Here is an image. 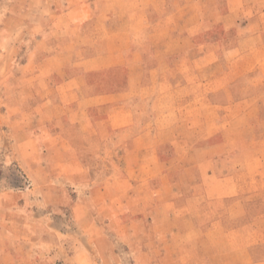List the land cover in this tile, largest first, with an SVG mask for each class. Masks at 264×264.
Masks as SVG:
<instances>
[{
  "label": "rangeland",
  "instance_id": "374dc122",
  "mask_svg": "<svg viewBox=\"0 0 264 264\" xmlns=\"http://www.w3.org/2000/svg\"><path fill=\"white\" fill-rule=\"evenodd\" d=\"M0 264H264V0H0Z\"/></svg>",
  "mask_w": 264,
  "mask_h": 264
},
{
  "label": "crops",
  "instance_id": "0c3cea01",
  "mask_svg": "<svg viewBox=\"0 0 264 264\" xmlns=\"http://www.w3.org/2000/svg\"><path fill=\"white\" fill-rule=\"evenodd\" d=\"M110 0H105L106 3H108ZM103 3V1H102ZM69 10H71L72 8H69ZM98 9V8H97ZM73 11H75V13H77L78 15H85V14H91L92 12V6L88 5L86 2L82 3L80 5V7L77 9H73ZM118 9L115 11L117 12ZM94 12V11H93ZM71 13V12H70ZM96 14H100V15H104L106 13H114V12H110L109 10H97L95 11ZM94 13V14H95ZM119 13V12H117ZM72 15L74 13H71ZM132 21H134V19H132ZM104 24H106L105 22H102ZM119 28V27H117ZM105 29H109L106 25H105ZM85 47L87 45H84ZM89 47H92L91 44H89V46H87V48ZM90 49V48H89ZM54 50L56 49H52V52L50 53L52 56H53V52ZM57 51V50H56ZM58 52V51H57ZM66 51H61L60 53H57L54 57L56 56H62V55H65ZM99 56V55H97ZM97 56H91V57H85V56H82L80 59H78V61H76L77 63H73V62H69V63H66L65 67H64V70L65 69H73L72 67H81L82 65L84 64H88V63H91L93 62ZM100 58V57H99ZM55 60L52 58H46L44 59L43 63H39L40 65H46L48 64L49 62L52 63V61ZM40 65H36L37 67H39ZM66 73V72H64ZM102 70H96L94 68H88L86 70V72L84 71H80V72H76V73H73L72 75H70L69 73H67L68 76H64L62 78H60L59 76V81H56L55 82V77L53 78H50L49 76H44L42 73L40 76H38L35 80H30L32 81V85H28V88H32L35 90L36 86H41V84L43 83H46L48 81V85L46 86V89H50L52 94L54 93L55 95H62V96H67L69 94H74V93H77L78 91H80L82 88H86L88 87L91 83V79L92 77H95L96 74H102ZM54 74V73H52ZM59 75V74H57ZM35 81V82H33ZM36 91L38 92L39 90L36 88ZM41 92V91H40ZM130 92V90L128 91H123V90H115V91H110V92H105V93H100L99 95H93V96H86V97H83L84 100H87V101H91L92 104H90L89 106H86V108H81V105H80V100H75V99H72L70 100L69 98V101L67 102L68 104V107H66L67 111L70 112V107L72 105V103L74 101H76L78 104H76V107H74L78 112H86V111H94V110H98L100 109L104 104H102L100 101L101 100H105V99H108V98H112L113 100L112 101H120V99H123V97L128 94ZM132 93V92H131ZM74 98V97H73ZM115 99H118V100H115ZM105 104L108 103V102H104ZM112 105V104H111ZM116 105V104H115ZM119 106V104H118ZM74 109V111H75ZM69 115V114H67ZM70 121L72 122V125L80 128L81 132H82V137L83 139H86L85 141H88L87 139L88 138H84L86 136H90L91 134H89L88 130L90 129L88 126H93L92 123L94 121L92 120H88L86 121L88 124H85L82 123L80 120H74L73 118H71L70 116ZM75 139H73L74 141ZM69 141V140H68ZM70 142H71V139H70ZM75 151V150H74Z\"/></svg>",
  "mask_w": 264,
  "mask_h": 264
}]
</instances>
